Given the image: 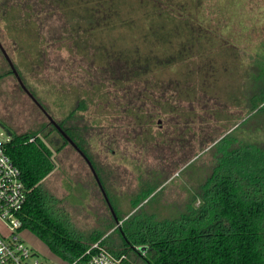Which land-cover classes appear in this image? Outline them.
<instances>
[{
  "label": "rangeland",
  "instance_id": "obj_1",
  "mask_svg": "<svg viewBox=\"0 0 264 264\" xmlns=\"http://www.w3.org/2000/svg\"><path fill=\"white\" fill-rule=\"evenodd\" d=\"M0 42L26 87L0 49V118L12 133L42 130L55 163L43 186L83 234L116 222L99 182L123 216L174 218L223 136L264 144V111L249 108L264 94V0H0ZM0 136L11 138L1 122Z\"/></svg>",
  "mask_w": 264,
  "mask_h": 264
},
{
  "label": "trees",
  "instance_id": "obj_2",
  "mask_svg": "<svg viewBox=\"0 0 264 264\" xmlns=\"http://www.w3.org/2000/svg\"><path fill=\"white\" fill-rule=\"evenodd\" d=\"M249 101L251 112L264 111V94L252 91ZM0 122L10 128L1 118ZM60 125L85 151L74 131ZM54 130L70 144L55 126ZM41 131L13 132L7 153L21 170L28 191L19 213L21 230L31 231L57 258L72 261L100 241L115 255L127 253L131 264H264V144L243 142L233 132L223 136L215 144L208 176L177 217L159 218L143 213L142 207L123 216L114 207L121 226L115 222L83 234L66 222L60 200L43 186L55 163L51 147L37 136ZM150 193L136 199L133 209Z\"/></svg>",
  "mask_w": 264,
  "mask_h": 264
},
{
  "label": "built area",
  "instance_id": "obj_3",
  "mask_svg": "<svg viewBox=\"0 0 264 264\" xmlns=\"http://www.w3.org/2000/svg\"><path fill=\"white\" fill-rule=\"evenodd\" d=\"M9 140L0 136V219L11 231L10 237L0 236V264H131L127 253L115 255L100 241L91 244L80 257L72 261L60 259L54 263L55 259L52 262L42 259L38 251L22 239L19 213L26 203L28 191L21 170L7 153Z\"/></svg>",
  "mask_w": 264,
  "mask_h": 264
},
{
  "label": "water",
  "instance_id": "obj_4",
  "mask_svg": "<svg viewBox=\"0 0 264 264\" xmlns=\"http://www.w3.org/2000/svg\"><path fill=\"white\" fill-rule=\"evenodd\" d=\"M0 49L2 50V52L4 53V55H5V57H6V59H7V61H8V63L10 64V67H11V69H12V71H13V73L17 76V78H18V80H19V82L21 83V85L24 87V88H26L25 87V85L23 84V82H22V80H21V77L19 76V74H18V72H17V70H16V68H15V66H14V64H13V62H12V60H11V58H10V56L8 55V53H7V51L5 50V48L3 47V45L1 44V42H0ZM47 116H48V118L50 119V121H51V123L59 130V132L70 142V144H72L75 148H77L83 155H84V157L88 160V162H89V164H90V166L92 167V169H93V166H92V164H91V162H90V160L88 159V157L83 153V151L76 145V143L70 138V136L63 130V128L60 126V125H58V123L49 115V114H47ZM4 126V125H3ZM4 128H5V130L7 131V134H8V136L9 137H12V135H13V133L6 127V126H4ZM93 171H94V169H93ZM95 172V171H94ZM100 184V186H101V183H99ZM101 189H102V192H103V194H104V196H105V199L107 200V202H108V205L110 206V208H111V212H112V214L115 216V221H116V223H117V225H116V227H118V226H121V224H122V221H120L117 217H116V215H115V213H114V211H113V208H112V206H111V203H110V201H109V199H108V197H107V195H106V193H105V191H104V189H103V187L101 186Z\"/></svg>",
  "mask_w": 264,
  "mask_h": 264
},
{
  "label": "crops",
  "instance_id": "obj_5",
  "mask_svg": "<svg viewBox=\"0 0 264 264\" xmlns=\"http://www.w3.org/2000/svg\"><path fill=\"white\" fill-rule=\"evenodd\" d=\"M94 168V167H93ZM100 183V182H99ZM100 189H101V186H100ZM102 190V189H101ZM105 197V196H104ZM60 200V199H59ZM111 210V209H110ZM112 213V212H111ZM98 227V226H97ZM94 229H96V227L94 228ZM93 229V230H94ZM28 230V229H27ZM92 230V231H93ZM22 232V231H21ZM31 232V231H30ZM0 236H4V237H10L11 236V231H10V229H9V227L7 226V224L4 222V221H2L1 219H0ZM21 237H22V239L24 240V238H23V236L21 235ZM38 238V237H37ZM39 239V238H38ZM42 241V240H41ZM43 242V241H42ZM45 244V243H44ZM46 245V244H45ZM30 246V245H29ZM47 246V245H46ZM48 247V246H47ZM33 248V247H32ZM34 249V248H33ZM48 249H49V247H48ZM50 250V249H49ZM51 252V251H50ZM51 254H53L52 252H51ZM54 258L53 259H55V257L56 256H54V254L52 255ZM57 258V257H56ZM57 260L58 261H60V259L59 258H57Z\"/></svg>",
  "mask_w": 264,
  "mask_h": 264
}]
</instances>
